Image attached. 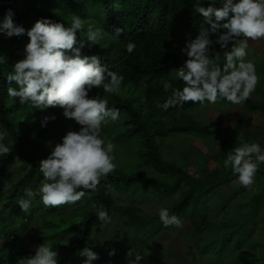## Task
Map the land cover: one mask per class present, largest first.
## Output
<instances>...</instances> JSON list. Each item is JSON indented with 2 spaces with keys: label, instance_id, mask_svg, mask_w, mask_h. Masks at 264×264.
I'll use <instances>...</instances> for the list:
<instances>
[{
  "label": "trees",
  "instance_id": "trees-1",
  "mask_svg": "<svg viewBox=\"0 0 264 264\" xmlns=\"http://www.w3.org/2000/svg\"><path fill=\"white\" fill-rule=\"evenodd\" d=\"M193 3L194 0H0V21L3 20L5 12L12 9L14 20L26 30L41 18L63 22L67 26L73 15L82 18L85 32L89 25L104 29L103 39L90 49H83L82 54L101 56L102 63L111 71L124 76L118 94L109 98V107L120 109L123 118L117 122L115 130L122 129L124 139L137 143L135 153L139 161L133 166L137 169L136 172L126 173L128 167L119 165L117 154H113L114 163L117 165L116 171L110 174L106 181L102 180L91 198L87 195L84 198H88L90 204L94 202L96 209L100 206L105 207L112 218L118 213L125 220L124 225L136 236L149 228L147 238L157 236L164 229L158 212L161 207H165L170 214H175L180 219L186 217L190 221V235L197 241H202L197 248L207 249L205 241L208 236V239L217 242L218 251L223 252L226 247H233L230 249L231 255L235 251H240L246 242L244 227L246 217L249 215L245 213L246 211H243V218L235 216L228 218L229 229L233 228L232 230L222 228L213 236L207 232H211L214 226L216 228L215 221L219 220L218 214L222 212L214 211L215 205L219 204L212 200L214 193L221 186L231 183L235 177L230 171L221 177L200 179L197 175L202 173L203 169L199 166L194 169V175L190 173L186 151L179 152L183 158V163H179L165 154L164 146L166 139L173 134L193 136L210 134L218 146L214 160L223 162L226 153L232 149L228 140L231 138L220 139V136L227 137L230 133L234 138L236 133L229 127L208 132L209 129L197 125L193 118L186 117L185 112L197 107L198 104L192 105L188 102L183 109H169L168 112H163L157 107V104H162L171 95V90L165 92L163 89L165 79L174 87L183 86L181 82L175 80V69L182 66L186 59L181 55L180 49L183 48L186 38L195 37L203 23V18L192 7ZM117 29L122 30L118 39L114 36ZM28 39L27 35L7 38L0 34V55H3L6 61L0 64V126L9 133L5 142L11 149L8 155L0 156V214L3 217L9 214L11 217L21 218L22 222L27 219V215L21 211L18 201L26 199L27 196L24 190H16L6 196L4 194L6 177L15 160L20 157L28 166L22 176L23 182L32 190L36 189V184H41L43 177L39 172V162L45 159L42 150L51 144L54 147L58 141L54 121L43 128L40 121L50 114L62 116L60 109L50 108L41 112L27 105H20L18 98L13 102L7 95V88L16 85L14 82L9 85L4 79L5 74L11 72L12 66L24 58V47ZM130 41L136 44L132 54H128L125 49ZM215 51L219 52V56L223 53L219 45H215ZM97 94L103 95L102 89H94L90 95L99 98ZM219 103L229 104L226 101ZM240 106L249 113L264 117V99L256 102L250 98ZM39 116L41 117L38 120ZM70 123L79 128L73 121ZM114 139L108 140L115 143ZM132 164L133 162L130 163ZM143 169H152L155 176L148 177L141 172ZM257 175L254 187L250 190H241L238 199L240 201L248 196L247 204L251 208L256 202L263 200L264 193L260 189V178H264L263 166H260ZM154 186H158L159 198L168 199L170 202L163 204L152 217L145 216L141 209L133 205H116L118 196L136 195L137 191L149 190ZM208 200L213 205L210 212H207L204 206L202 209L198 208L203 201L205 203ZM224 204L219 205L221 207ZM96 209L89 212L80 223L81 231L78 238L61 249L75 254L93 245V227L102 226L96 218ZM249 210L251 211L250 208ZM0 222L5 223V219L1 218ZM26 224L27 222L22 223V228ZM219 224L222 227L221 220ZM169 229L172 230L174 227ZM8 231L12 233L14 229L9 228ZM6 236L10 237L8 234ZM256 242L259 241L252 239L248 244L251 248L259 250ZM205 254L207 253L204 251L202 255ZM242 254L245 264H259L258 254L251 255L245 252L239 257ZM192 256L193 259L196 258L194 254ZM0 264L11 263L0 255Z\"/></svg>",
  "mask_w": 264,
  "mask_h": 264
},
{
  "label": "clouds",
  "instance_id": "clouds-1",
  "mask_svg": "<svg viewBox=\"0 0 264 264\" xmlns=\"http://www.w3.org/2000/svg\"><path fill=\"white\" fill-rule=\"evenodd\" d=\"M192 7L203 23L195 37L186 38L180 49L186 59L175 69V80L183 86L174 87L165 79L163 89L171 90V95L157 107L168 112L183 109L188 102L202 108L220 101L243 105L252 97L260 79L256 65L246 58L249 41L264 40V0H194ZM13 17L14 12L8 9L0 21V34L7 38L27 35L29 39L24 58L5 74L8 84L16 85L7 88L8 97L13 102L18 98L20 105L41 112L60 109L65 120L79 126L78 131L68 130L49 155L40 160L43 180L36 191L26 187L25 195L38 196L46 209L76 205L86 195L91 198L102 180L116 171L115 145L105 141L103 129L121 117L119 108L109 107L108 97L118 94L124 76L111 71L101 56L82 54L83 49H90L103 39V28L89 25L85 32L82 18L73 15L67 26L41 18L26 30ZM121 32L117 29L114 36L118 39ZM215 45L223 52L222 58ZM125 49L132 54L136 44L130 41ZM4 63L5 58L0 55V64ZM94 89H102L103 95H90ZM56 119L54 114L44 116L41 127ZM8 137V131L0 126V156L11 151L5 143ZM260 166L264 167V146L259 142L234 146L223 161V168L230 169L236 182L248 190L254 185ZM18 204L22 212H29L31 200L20 199ZM158 215L164 228L183 227V221L165 207L160 208ZM96 218L102 225L112 221L103 206L96 209ZM74 235H68L67 243ZM115 254L114 248L108 252L109 257ZM79 256L84 258L83 264L100 259L90 247L82 249ZM57 257V251L45 241L34 248L33 254L19 259L18 264H58ZM126 258V264H141L145 259L132 249Z\"/></svg>",
  "mask_w": 264,
  "mask_h": 264
},
{
  "label": "rangeland",
  "instance_id": "rangeland-1",
  "mask_svg": "<svg viewBox=\"0 0 264 264\" xmlns=\"http://www.w3.org/2000/svg\"><path fill=\"white\" fill-rule=\"evenodd\" d=\"M248 52L249 54L246 59L251 60L256 65L257 75L260 78L251 99L256 102L262 101L264 99V40L249 41ZM220 57H223V53ZM185 116L193 118L197 125L209 129L208 132L215 129L231 128L236 133L234 138L228 133L227 137L222 135L220 139L231 138L228 140H230L232 148L245 142H259L264 146V117L259 116V114L249 113L243 110L240 105L218 103L215 106L203 108L197 105V107L186 111ZM40 117H38V120ZM56 117L54 126L58 142H60L68 130H79L69 120H64L61 115ZM122 118L120 117V119ZM118 121L109 122L104 127L103 137L106 142L115 138L113 140L115 142L113 154H117L118 164L122 165V167H128L126 173L136 172L137 169L133 166L135 162L139 161L135 153L137 143L134 140L127 141L124 139L122 129L119 131L115 130ZM238 136L240 139H238ZM246 136L248 138H244ZM5 143L7 144V142ZM52 147L53 144L42 150L44 158L49 155ZM217 150V143L210 134L201 136L173 134L166 139L164 146L165 154L176 159L179 163H183V158L180 157L179 152L186 151L190 173L194 175V169L199 166L202 167L203 172L197 175L200 179L221 177L231 171L230 169L225 170L223 168V162L214 160ZM132 162L133 164L130 165ZM27 168L28 166L20 157L15 160L6 177V189L4 190L6 196L16 190H25L26 187L30 188L22 180V176L26 173ZM141 172L145 173L148 177L155 176L152 169H143ZM256 179H258L257 174L255 183H257ZM260 183V189L264 193V178H260ZM39 186V184H36V189H33V191H36ZM157 187L154 186L149 190H139L136 192V195H120L116 200V205H133L141 209L145 216L152 217L163 204L170 202L168 199L161 200L159 198ZM241 190L248 189L241 187L236 182V178L231 183L217 189L212 200H215L219 204L225 203L221 207L219 204L215 205L214 210L216 212L222 211L218 214L222 227L219 224V220L217 221L216 219V228L214 226L211 232H207L208 235L211 234L213 236L222 228L228 231L232 230L233 228L229 229L228 218L232 216L243 218V211H246L245 213L249 214L246 217V225L244 227L246 242L240 251H235L231 255L230 249L233 247H226L225 249L228 250L224 252L225 249H223L224 253L221 250L218 251L219 246L216 244L217 242L215 243L214 239H208V236V241H205V244L208 245L207 249L204 250L202 247L197 248V245L202 241H197L195 237L190 235L191 223L186 217L181 218L183 227H174L172 230L164 228L157 236L147 238L149 228H146L140 235L136 236L131 229L124 225L125 220L118 213H115L110 224L93 227V245L90 248L100 257L93 264H126V254L130 249L134 252H139L145 257L141 261V264H245L242 260L244 254L239 257L241 253L245 252L251 255L258 254L259 264H264V195L263 200L256 202L253 208H251L247 204L248 196H246V199L238 200ZM26 200H31V208L26 213L27 219L23 220V222L21 218L11 217L8 213L4 217L0 214V219H5L6 223L0 222V255L5 260L10 261L11 264H18L19 259L33 254L34 248L46 241L50 242V247L57 251L58 264H83L84 258L80 257L79 253L72 254L70 251L61 248L73 243L78 238L81 231L80 223L89 212L96 209L94 202L90 204L88 198H83L76 205H63L56 209H46L40 203L39 197H27ZM211 205L209 200L205 203L203 201L198 208L202 209L204 206L205 210L210 212ZM26 222L27 224L22 228L21 224ZM9 228L14 229V231L10 233L8 231ZM7 234L10 237H7ZM69 234L75 235L67 243ZM141 236H145L147 239ZM94 239H96L95 242ZM252 239L259 241L255 243L259 250L254 249V247L251 248L248 244ZM113 248L116 250V254L109 257L108 252ZM204 251L207 254L202 255ZM192 254H194L196 259H193Z\"/></svg>",
  "mask_w": 264,
  "mask_h": 264
}]
</instances>
